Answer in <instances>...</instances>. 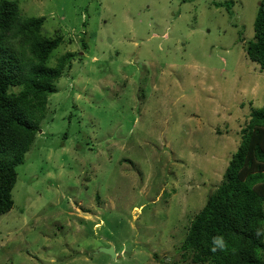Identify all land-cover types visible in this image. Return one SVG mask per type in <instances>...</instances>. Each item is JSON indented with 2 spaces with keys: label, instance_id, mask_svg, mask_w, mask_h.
<instances>
[{
  "label": "rangeland",
  "instance_id": "1",
  "mask_svg": "<svg viewBox=\"0 0 264 264\" xmlns=\"http://www.w3.org/2000/svg\"><path fill=\"white\" fill-rule=\"evenodd\" d=\"M12 1L63 36L51 67L77 57L18 167L0 264H191L177 249L264 105L244 48L260 0Z\"/></svg>",
  "mask_w": 264,
  "mask_h": 264
},
{
  "label": "trees",
  "instance_id": "2",
  "mask_svg": "<svg viewBox=\"0 0 264 264\" xmlns=\"http://www.w3.org/2000/svg\"><path fill=\"white\" fill-rule=\"evenodd\" d=\"M234 5L215 3L231 16ZM45 22V17L23 16L18 1L0 0V217L14 207L18 167L42 129L58 81L77 57L67 52L55 67L49 65L64 38L45 36ZM254 33L244 48L264 71V0L258 4ZM251 108L221 182L177 249L184 262L264 264V105ZM214 237L223 238L224 250L211 251Z\"/></svg>",
  "mask_w": 264,
  "mask_h": 264
},
{
  "label": "clouds",
  "instance_id": "3",
  "mask_svg": "<svg viewBox=\"0 0 264 264\" xmlns=\"http://www.w3.org/2000/svg\"><path fill=\"white\" fill-rule=\"evenodd\" d=\"M212 243H213V247L211 248L212 252H216L218 249L219 250L225 249V242L222 237H214Z\"/></svg>",
  "mask_w": 264,
  "mask_h": 264
},
{
  "label": "water",
  "instance_id": "4",
  "mask_svg": "<svg viewBox=\"0 0 264 264\" xmlns=\"http://www.w3.org/2000/svg\"><path fill=\"white\" fill-rule=\"evenodd\" d=\"M99 252L107 254V255L111 256L112 258H116L117 257V254H116V252H115V250H114V248L112 246L109 247V248H101L99 250Z\"/></svg>",
  "mask_w": 264,
  "mask_h": 264
},
{
  "label": "bare ground",
  "instance_id": "5",
  "mask_svg": "<svg viewBox=\"0 0 264 264\" xmlns=\"http://www.w3.org/2000/svg\"><path fill=\"white\" fill-rule=\"evenodd\" d=\"M248 232V231H247Z\"/></svg>",
  "mask_w": 264,
  "mask_h": 264
}]
</instances>
